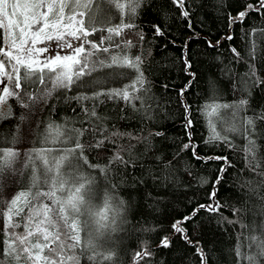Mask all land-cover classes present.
I'll return each instance as SVG.
<instances>
[{
  "label": "snow or ice",
  "instance_id": "1",
  "mask_svg": "<svg viewBox=\"0 0 264 264\" xmlns=\"http://www.w3.org/2000/svg\"><path fill=\"white\" fill-rule=\"evenodd\" d=\"M144 2L0 0V35L4 38V46H0V120L14 116L9 99H14L20 108L25 109L19 113V123L16 124L10 146H0V193H3L0 196V216L5 218L4 232L7 237L2 253L4 259H0V264H6L7 258L16 264L21 260L25 264H80V256L85 253L89 254L88 259L94 264H104L105 261L115 264L114 252L105 249V243L110 239V234L119 229L127 208L126 202L114 192L117 186L108 182L109 173L113 165L125 169L137 166L141 157L151 150V138L163 133L148 131L147 135H134L120 131L115 125L110 130L104 123L105 118L98 115L96 110L98 104L104 103L101 97L122 99L134 111L142 112L145 119L151 120L152 116L150 105H145L144 97L138 95L142 90L145 93L148 91L144 88L141 57L113 54L100 58L97 53H108L113 46L121 48V43L115 42L114 36H121L125 29L137 28L135 19ZM173 2L184 8V0ZM251 10L258 13L264 10V0H258V5L248 4L244 11L230 16L229 23L243 20ZM117 13L119 23L114 24L113 17ZM182 14L185 18L189 16L188 11ZM155 31L157 35H163L161 27L156 26ZM137 34L142 40L143 34ZM227 38L231 39V36ZM106 42L108 46H104ZM50 43L53 48L49 47ZM122 44L125 48L134 46L130 39L122 41ZM209 46L216 45L209 42ZM55 47L71 49V52L62 55L54 50ZM255 48L253 44V52ZM232 51L239 56L235 48ZM45 53L48 55L41 59ZM185 65L191 67L187 59ZM105 69L112 71L105 72ZM121 69L132 70L134 78ZM93 73H101V76H93ZM121 76H128L130 83L120 88L104 87L106 82ZM261 84H264V79L257 75L255 65L250 64L249 71L240 80V91L246 92ZM74 86L90 91V94L85 91L66 97L81 104L86 117L82 124L87 123L88 127H68L66 124L46 121L44 108L48 101L61 90L71 91ZM208 88L211 103L205 105V109L213 110L214 115H218L220 109H232L228 114L230 121L221 118L226 124L223 131L239 133L246 140L242 149L246 167L260 178L258 182H249L250 191L257 193L261 201L260 211L264 215V196H259V190L264 189V156L259 155L256 143V121L264 120V113L246 117L238 125L237 113L245 110L248 100L241 98L233 104H217L215 83L210 80ZM186 90L187 86L181 91V96ZM84 101H93L92 107L84 106ZM134 101L141 102L140 108L136 107ZM184 107L187 113L189 106L185 104ZM191 123L186 115L184 127L190 129ZM210 127L213 134L206 142L221 140L231 143L227 135L216 132L214 123L210 122ZM86 133H91V142H82ZM188 134L189 143L184 144L182 150L191 148L194 158L201 159L196 152V145L191 143L190 132ZM124 138H127L128 143L119 142ZM32 140L38 146L24 152L23 149ZM17 144H21V148H16ZM106 144L113 146L108 149L112 154L107 163H91L85 154L86 150L104 149ZM138 144L144 146L142 153L136 151ZM155 159L160 160L161 157ZM207 159L224 161V166L219 169L221 175L215 180V184H219L223 172L231 165L227 157ZM170 164L171 161L164 167ZM86 169L98 170L103 182H98V177ZM20 177H25V182L17 190L14 185L19 183ZM211 195L215 197V187ZM201 208L219 212L220 205H200L190 216L172 225L174 232L180 234L189 245L193 241L182 225L192 220ZM21 227L23 231L17 232L16 229ZM241 227L248 229L250 234L241 232L238 235L233 249L236 264H264V224L254 228L248 225ZM170 244L171 240L167 236L160 241L162 247H169ZM194 246L201 264H208V254L203 247L198 241ZM150 255L146 249L137 252L135 264Z\"/></svg>",
  "mask_w": 264,
  "mask_h": 264
},
{
  "label": "trees",
  "instance_id": "2",
  "mask_svg": "<svg viewBox=\"0 0 264 264\" xmlns=\"http://www.w3.org/2000/svg\"><path fill=\"white\" fill-rule=\"evenodd\" d=\"M248 4L258 5V0H184L183 9L173 0H145L135 19L137 28L125 29L121 36H114V41L121 43V48L113 46L108 53H97L100 58L113 54L141 57L144 88L148 91L142 90L138 95L144 97L145 105H150L152 116L151 120L145 119L142 112L134 111L122 99L101 97L104 103L98 104L96 110L105 118L104 123L110 130L115 125L120 131L134 135H147L148 131L163 133L151 138V150L141 157L137 166L125 169L113 165L109 173L108 182L117 186L114 192L126 202L127 208L119 229L111 233L105 243V249L114 252L115 264H135V254L145 249L151 255L139 259V264H201L194 246L197 241L208 254V264H236L233 249L238 235L241 232L250 234L241 225L254 228L264 224L261 201L256 192L250 191L249 182H258L260 178L246 167L242 150L246 140L239 133L223 131L226 124L221 118L230 121L228 114L232 109H220L218 115H214L211 109H205V105L211 103L208 88L211 80L216 85L217 104H233L241 98L248 100L245 110L237 113L238 125L246 117L264 113V84L246 92L240 91V80L249 71L250 64L255 65L257 75L264 79V10L259 13L251 10L243 20L229 23L230 16L244 11ZM183 11H188L187 18ZM113 23H119L118 13L114 14ZM156 26L161 27L163 35L156 34ZM137 33L143 34L142 40ZM229 36L231 39L227 38ZM128 39L133 42L131 48L122 44ZM209 42L216 46H209ZM253 44L256 45L254 52ZM0 46H4L2 35ZM104 46H108L107 42ZM233 48L239 56L232 51ZM185 59L191 64L190 68L186 67ZM120 71L129 72L133 78L135 76L132 70ZM93 76H101V73H93ZM128 83L129 77L121 76L106 82L104 87L120 88ZM186 86L187 90L181 96ZM85 91L89 90L74 86L71 91L56 93L44 108L45 120L68 127H88L87 123L82 124L86 117L81 104L74 99H66ZM134 103L140 108V101ZM83 104L91 108L93 101H84ZM185 104L189 106L187 113ZM11 105L14 116L0 120V146H10L19 123V113L25 111L14 99H11ZM186 115L192 122L190 129L184 127ZM210 122L215 124L216 132L229 137L230 144L221 140L206 142L213 134ZM189 132L191 143L196 145L201 159L194 158L191 148L182 150V146L189 143ZM256 133L259 155L264 156V120L256 121ZM91 141V133L82 138V142ZM119 142L128 143V140L124 138ZM36 146L35 140L29 141L23 151ZM15 147L19 149L21 144ZM112 147L106 144L104 149L92 148L85 154L91 163L103 165L112 154L108 150ZM136 151L142 153L144 146L138 144ZM157 156L161 159L156 160ZM208 157H227L231 165L223 172L219 184H215V180L221 175L219 169L224 166V161ZM169 161L171 164L164 167ZM86 170L96 175L98 182H103L98 170ZM205 179L206 183L203 182ZM24 182L25 177H20L14 186L19 190ZM214 187L216 195L213 198ZM259 196H264V189L259 190ZM216 203L220 205L219 212L201 208L192 220L182 225L187 229L192 245L174 232V222L190 216L200 205ZM236 209L240 211L236 212ZM4 219L0 216V259H4L2 253L7 239ZM16 231L22 232L23 227ZM165 236L171 240L169 247L160 246ZM83 238L84 234L82 241ZM88 255L80 256V264H94ZM6 264L16 262L7 258ZM19 264H25L24 260ZM104 264L110 262L105 261Z\"/></svg>",
  "mask_w": 264,
  "mask_h": 264
},
{
  "label": "rangeland",
  "instance_id": "3",
  "mask_svg": "<svg viewBox=\"0 0 264 264\" xmlns=\"http://www.w3.org/2000/svg\"><path fill=\"white\" fill-rule=\"evenodd\" d=\"M43 46H44V45H37V47H43ZM49 47H50V48H53V45L50 43V44H49ZM54 50H55L56 52L62 54V55H63V54H67L68 52H71V49H68V50H62V49H60L59 47H55ZM46 55H48V53L42 54L40 58L43 59L44 56H46ZM9 104H11V99H9ZM1 196H2V194H1ZM82 234H83V233H82ZM82 234H81V236H82ZM20 263H21V261H20Z\"/></svg>",
  "mask_w": 264,
  "mask_h": 264
}]
</instances>
